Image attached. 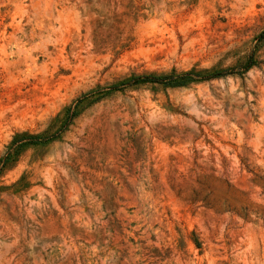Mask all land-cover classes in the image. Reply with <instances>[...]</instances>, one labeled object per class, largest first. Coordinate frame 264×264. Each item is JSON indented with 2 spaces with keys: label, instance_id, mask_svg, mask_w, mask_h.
I'll return each instance as SVG.
<instances>
[{
  "label": "rangeland",
  "instance_id": "obj_1",
  "mask_svg": "<svg viewBox=\"0 0 264 264\" xmlns=\"http://www.w3.org/2000/svg\"><path fill=\"white\" fill-rule=\"evenodd\" d=\"M263 31L264 0H0V264H264Z\"/></svg>",
  "mask_w": 264,
  "mask_h": 264
},
{
  "label": "trees",
  "instance_id": "obj_2",
  "mask_svg": "<svg viewBox=\"0 0 264 264\" xmlns=\"http://www.w3.org/2000/svg\"><path fill=\"white\" fill-rule=\"evenodd\" d=\"M264 35V31H263V34H262V36ZM185 76H187V75H195V74H192V72L190 71V72H185V73H183ZM218 74H220L219 72H212V73H209V74H205L204 76L206 77V76H215V75H218ZM143 79L145 78V79H149V80H151V81H157V82H163V83H165V84H177V83H182L183 81H176L174 78H176L175 77V75H174V72H172V73H170V74H168V75H160V76H155V75H145L144 77H142ZM138 79H140V77H135L133 80H138ZM190 79V78H189ZM185 80H188V79H185ZM37 139V137L36 136H34V135H31V136H28V137H25V139H23V140H26V141H28V142H35V140ZM8 156H9V154L7 153L3 158H1L0 159V168L5 164V162H6V159L8 158Z\"/></svg>",
  "mask_w": 264,
  "mask_h": 264
}]
</instances>
